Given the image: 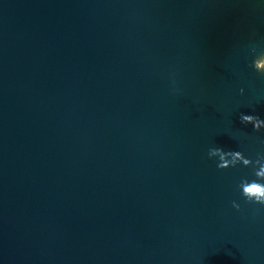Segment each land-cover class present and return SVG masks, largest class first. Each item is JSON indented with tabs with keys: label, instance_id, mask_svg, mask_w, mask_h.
Returning a JSON list of instances; mask_svg holds the SVG:
<instances>
[{
	"label": "water",
	"instance_id": "95a60500",
	"mask_svg": "<svg viewBox=\"0 0 264 264\" xmlns=\"http://www.w3.org/2000/svg\"><path fill=\"white\" fill-rule=\"evenodd\" d=\"M262 50L259 0H0V261L264 264L206 156L264 151Z\"/></svg>",
	"mask_w": 264,
	"mask_h": 264
},
{
	"label": "clouds",
	"instance_id": "9594fccd",
	"mask_svg": "<svg viewBox=\"0 0 264 264\" xmlns=\"http://www.w3.org/2000/svg\"><path fill=\"white\" fill-rule=\"evenodd\" d=\"M260 3H264V0H259ZM258 44H251L249 51L255 53ZM249 67L256 73L264 75V50L259 55H252V59ZM244 89L241 88L240 92L243 93ZM241 124H252L257 131L264 130V119L259 118L253 114H246L241 112L239 114ZM239 143L240 137L238 135L233 136ZM207 159L216 161V167L218 169H227L229 167H235L238 164L244 166L254 165V176L256 179L242 178L236 185V191L240 197L249 204L264 206V151L257 154L256 159L250 160L246 158L242 151L229 150L225 151L220 146L209 147L206 153ZM226 162V163H225ZM232 207L239 209L240 204L236 201L232 202ZM0 264H3L0 261Z\"/></svg>",
	"mask_w": 264,
	"mask_h": 264
}]
</instances>
